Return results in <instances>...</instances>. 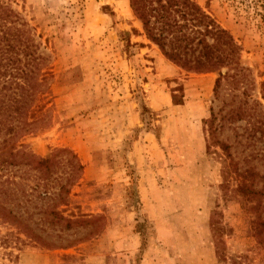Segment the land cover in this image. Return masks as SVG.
Returning <instances> with one entry per match:
<instances>
[{
	"label": "rangeland",
	"instance_id": "obj_1",
	"mask_svg": "<svg viewBox=\"0 0 264 264\" xmlns=\"http://www.w3.org/2000/svg\"><path fill=\"white\" fill-rule=\"evenodd\" d=\"M0 1L27 23L50 74V123L20 144L39 157L73 151L83 173L68 209L102 217L66 232L62 248L0 243V264H222L213 216L226 231L228 262L264 264L249 213L220 190L222 152L207 149L204 122L221 105L216 72L188 74L167 61L129 0ZM193 1L232 35L248 69L246 86H223L220 95L242 93L264 108V0ZM245 124L231 127L240 134ZM218 139L236 143L231 129ZM240 141L231 149L240 168L251 152L264 155V138L253 147ZM246 160L264 174V158Z\"/></svg>",
	"mask_w": 264,
	"mask_h": 264
},
{
	"label": "trees",
	"instance_id": "obj_2",
	"mask_svg": "<svg viewBox=\"0 0 264 264\" xmlns=\"http://www.w3.org/2000/svg\"><path fill=\"white\" fill-rule=\"evenodd\" d=\"M129 6L141 23L145 39L167 61L188 74H218L214 99L221 105L217 110L212 108L210 118L204 122L210 139L207 149L211 145L220 148L222 195L225 200H237L249 213L253 237L264 248V189L259 186L264 174L256 166L245 165L250 163L246 159L262 160L264 155L256 151L254 157L251 152L240 168L231 152L240 139L247 147L263 140L264 108L258 100L250 101L242 93L226 100L220 95L223 86L239 90L249 82L248 69L240 64V48L232 35L193 0H129ZM47 69V56L40 52L27 23L0 1V243L5 247L30 243L62 248L66 232L89 229L102 218L74 214L68 209L71 190L83 173L73 151L58 148L47 157H39L20 144L22 138L50 123ZM172 99L177 102L175 96ZM239 121L246 122L240 134L231 127ZM228 129L235 144L218 139ZM210 228L216 254L222 264H231L223 241L225 228L214 216ZM93 233L88 232L86 237Z\"/></svg>",
	"mask_w": 264,
	"mask_h": 264
},
{
	"label": "built area",
	"instance_id": "obj_3",
	"mask_svg": "<svg viewBox=\"0 0 264 264\" xmlns=\"http://www.w3.org/2000/svg\"><path fill=\"white\" fill-rule=\"evenodd\" d=\"M263 34H264V30H263Z\"/></svg>",
	"mask_w": 264,
	"mask_h": 264
}]
</instances>
